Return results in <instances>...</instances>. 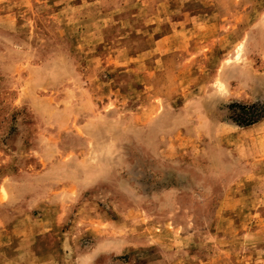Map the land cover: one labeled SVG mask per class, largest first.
Listing matches in <instances>:
<instances>
[{
	"label": "rangeland",
	"instance_id": "obj_1",
	"mask_svg": "<svg viewBox=\"0 0 264 264\" xmlns=\"http://www.w3.org/2000/svg\"><path fill=\"white\" fill-rule=\"evenodd\" d=\"M0 264H264V0H0Z\"/></svg>",
	"mask_w": 264,
	"mask_h": 264
}]
</instances>
